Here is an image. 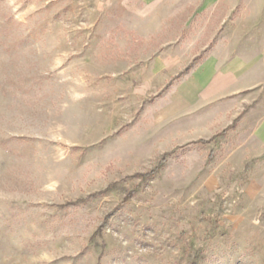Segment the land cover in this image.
<instances>
[{"label":"rangeland","instance_id":"1","mask_svg":"<svg viewBox=\"0 0 264 264\" xmlns=\"http://www.w3.org/2000/svg\"><path fill=\"white\" fill-rule=\"evenodd\" d=\"M0 264H264V11L0 0Z\"/></svg>","mask_w":264,"mask_h":264},{"label":"crops","instance_id":"2","mask_svg":"<svg viewBox=\"0 0 264 264\" xmlns=\"http://www.w3.org/2000/svg\"><path fill=\"white\" fill-rule=\"evenodd\" d=\"M140 2H145V3H162V2H167L170 0H138ZM181 1H187L190 3H199V4H209V5H213L215 3H220L221 1H223L226 5H229L230 7L237 5V4H242V5H246L247 7L249 6H253V5H257V9L258 10H263L264 11V0H181Z\"/></svg>","mask_w":264,"mask_h":264}]
</instances>
